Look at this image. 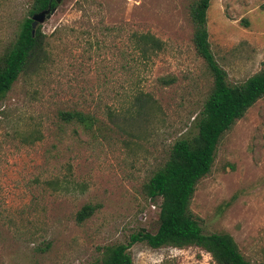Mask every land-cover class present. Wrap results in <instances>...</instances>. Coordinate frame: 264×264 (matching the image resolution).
Returning a JSON list of instances; mask_svg holds the SVG:
<instances>
[{"label":"rangeland","instance_id":"rangeland-1","mask_svg":"<svg viewBox=\"0 0 264 264\" xmlns=\"http://www.w3.org/2000/svg\"><path fill=\"white\" fill-rule=\"evenodd\" d=\"M31 3L0 0V55ZM191 3L60 0L40 24L42 61L0 100V264H89L104 247L156 231L161 200L143 185L176 140L196 134L212 88L192 41ZM207 28L230 84L264 67V0H210ZM140 34L163 48L143 58ZM141 93L152 101L138 111ZM74 110L92 126L60 118ZM86 204L94 212L77 222ZM190 210L204 233L230 234L251 264H264V97L221 136ZM129 250L131 264H215L196 246Z\"/></svg>","mask_w":264,"mask_h":264},{"label":"trees","instance_id":"trees-1","mask_svg":"<svg viewBox=\"0 0 264 264\" xmlns=\"http://www.w3.org/2000/svg\"><path fill=\"white\" fill-rule=\"evenodd\" d=\"M56 0H32L14 41L0 55V100L10 90L19 75L32 64L42 61L44 34L39 24L31 33V16L54 8ZM210 0H192L190 17L194 27L192 41L196 53L205 61L212 76V88L204 101L202 112L195 119L196 134L176 140L169 157L143 185L146 196L160 198L158 227L155 232L140 230L130 235L127 243L104 247L101 258L89 264H131L130 246L145 242L152 248L172 246L184 248L196 246L208 252L215 264H251L237 249L233 237L225 232L204 233L190 210V202L196 184L209 173L221 136L258 99L264 97V67L244 82L230 84L227 75L216 62L210 48L207 28V10ZM163 41L151 34H140L137 47L143 58L157 54ZM149 94L136 96L134 103H151ZM146 105V104H145ZM60 118L76 121L90 127L94 119L80 111H63ZM94 205L86 204L76 213V221L82 222L94 212Z\"/></svg>","mask_w":264,"mask_h":264},{"label":"water","instance_id":"water-1","mask_svg":"<svg viewBox=\"0 0 264 264\" xmlns=\"http://www.w3.org/2000/svg\"><path fill=\"white\" fill-rule=\"evenodd\" d=\"M57 3L60 2V0H56ZM56 7L54 8H51V7H48L47 9L45 10H42L40 12H37V13H34L32 16H31V33L32 35H34L35 33V29L36 27L43 23L47 18H49L51 16V14L54 13Z\"/></svg>","mask_w":264,"mask_h":264}]
</instances>
